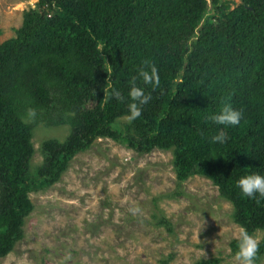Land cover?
<instances>
[{
  "label": "trees",
  "instance_id": "trees-1",
  "mask_svg": "<svg viewBox=\"0 0 264 264\" xmlns=\"http://www.w3.org/2000/svg\"><path fill=\"white\" fill-rule=\"evenodd\" d=\"M144 61L158 85L139 79ZM134 77L151 99L122 132ZM222 102L243 116L225 143H212L221 126L205 115ZM46 120L71 134L44 141L36 169L33 128ZM107 136L146 153L171 150L180 180L210 178L237 224L263 232V256L264 198L243 197L235 180L264 174V0H39L26 11L16 36L0 41V259L23 237L29 192L54 184L72 156Z\"/></svg>",
  "mask_w": 264,
  "mask_h": 264
},
{
  "label": "rangeland",
  "instance_id": "rangeland-1",
  "mask_svg": "<svg viewBox=\"0 0 264 264\" xmlns=\"http://www.w3.org/2000/svg\"><path fill=\"white\" fill-rule=\"evenodd\" d=\"M38 1L0 0L1 42L16 36ZM119 121L123 132L128 119ZM50 123L33 128V168L43 167L44 141L63 143L71 134L69 124ZM121 138H98L54 184L29 192L34 208L23 237L0 264H237L242 227L218 185L199 174L180 180L171 150L146 153ZM256 234L261 243L263 232Z\"/></svg>",
  "mask_w": 264,
  "mask_h": 264
},
{
  "label": "clouds",
  "instance_id": "clouds-1",
  "mask_svg": "<svg viewBox=\"0 0 264 264\" xmlns=\"http://www.w3.org/2000/svg\"><path fill=\"white\" fill-rule=\"evenodd\" d=\"M102 51L103 50H101V56ZM138 77L146 85H158L159 83L157 69L149 61H144L142 66L139 67ZM135 79L136 78L134 77L133 84L130 86L128 91V96L132 101L129 105L130 114L127 116L129 121L139 117V106L147 104L151 99L150 95L144 94V90L141 87L136 86ZM104 91L106 97L109 94L108 89L106 88ZM110 96L117 100L124 99L121 92L116 89L111 90ZM27 115L29 118L33 117L35 115L34 110L29 109ZM242 116V110L235 108L228 102H222L218 111L207 113L205 115L206 121H209L214 125L221 126L217 134L211 137V142L220 144L225 143L228 139L225 129L239 125L241 123ZM235 186L239 189L243 197L250 199L264 198V174L259 172H250L241 175L235 180ZM235 238L237 240V249L235 251L234 260L237 264H257V260L259 259L261 237L257 234L249 233L244 228H240Z\"/></svg>",
  "mask_w": 264,
  "mask_h": 264
}]
</instances>
